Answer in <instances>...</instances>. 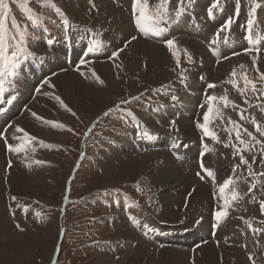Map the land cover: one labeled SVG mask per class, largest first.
<instances>
[{"label": "rangeland", "instance_id": "obj_1", "mask_svg": "<svg viewBox=\"0 0 264 264\" xmlns=\"http://www.w3.org/2000/svg\"><path fill=\"white\" fill-rule=\"evenodd\" d=\"M90 1L92 0H87V2L85 0H4V4L10 9L6 21L7 37L10 38L15 36V39H8L7 41L9 44V53L12 50H18L16 46L19 45L20 48H27L28 51H31L34 55L28 56L23 53L21 54L20 66L16 70L17 74L15 78L10 81L13 87L11 90L7 88L6 83L8 78L14 75V73L8 72L4 78L3 87L6 91L11 93H8L4 98L7 100L14 96L15 99L12 100L11 103L3 104L5 110L0 112V115L6 116L9 121L5 127V135L4 137L0 136V140L5 142V139H7L8 144H11L15 148H20L21 150L19 152L9 151L7 145L1 144L0 142V154H4V160L0 169V182L4 188V197L2 198L4 203L3 206H1L2 215H0L9 222L8 226L5 228L4 236L2 235L0 237V264H146L151 260V257H154L156 254L140 253L134 255L139 247L140 251L147 250L150 253L155 249H166L173 252L177 250L172 248L174 245L167 244L166 240H164V242H159L148 237L142 230L134 227L135 223L132 219L141 215V212L145 215L149 214L150 217L156 220L154 222L156 224H149L150 227L146 225L148 232H152V230L158 231L159 229V231H161L162 228V231H164L169 225L177 229V232H184L189 229L191 230V228L196 229L199 223L207 221L204 218V214H206L205 210H210L212 211L211 214L215 215L218 209L224 207V203L222 204L220 200L222 196L219 198L216 197V200L212 197L214 194L219 196L217 193L220 192H217V189L214 190L212 182L208 183L206 180L205 183L197 181L195 175H191L192 172L190 174L192 180L187 182L183 179L182 174L187 173L188 167H186L185 164H181V166L180 164L177 165L179 160L173 156L170 148L150 150L144 147L142 141L140 129L141 121L145 123V129L150 137L149 128L153 125V116L155 112L165 107L175 105L174 103H178L179 100H177V98L181 97L184 92H187L189 94V99H191L192 95H198L195 91L198 90L197 92H199L201 89L203 90V88H199L193 91L194 88L187 89L185 88L186 84H182V82L185 81L184 66L188 65V63H190L193 78L205 82V88L209 90V93H214V97H217V99L213 101L214 110L212 112V117L216 118L214 121L212 120L210 128L215 135L214 137L201 135L203 138L207 140L212 139V145L214 142L218 141V147L220 148V145L223 143H232L231 134L237 139V131L240 132V139L237 140L245 141V139L248 140L252 138L248 136L244 129H247L248 132H251L255 137L261 133L256 130V124L259 125L261 130H264V108H259L260 105L264 106V81L260 80V73H264L263 49L254 51V56L257 60L253 68H251L253 69L252 71L247 70L243 74L240 72V76L242 75L240 78L235 76L232 79L216 80L217 84H214L215 87L207 88L206 83L215 81L213 75L209 73H217L215 70L219 69V65L223 60H217L213 63L210 62V66L208 62L207 64L206 62L197 63L196 61L194 63L191 55L187 54V52H190L185 48V51L182 50L181 53L177 52L176 59L172 63L173 65H170L171 68L167 74L171 76L168 75L166 79L162 80L163 83H159L162 81H158V76L156 77L155 74H152V80L144 78L147 76V73L145 70L146 68H144L141 63L136 64L135 62L134 72L132 73L123 69L126 63L132 60L128 52V46L132 43L144 41L149 44L160 45L138 34L137 28H134L132 23L129 4L121 0V2L126 3L123 9L116 8L113 2L107 0ZM174 1L175 0H167L165 5L167 7L168 4L170 14H172L171 7ZM221 1L223 5L224 3L227 5V11L232 15L233 19H235L236 8L232 6V3H229V0ZM159 2L160 0H147L149 9L154 11ZM71 3H85L87 5L88 12L85 13L86 19L84 21H78L68 16L66 7ZM191 3L192 0H187L184 10H187ZM111 5H114L115 7H113L117 10L123 9L125 17L129 13L130 21L128 25L132 27L134 35L137 36L138 39L132 41L127 47H124V50L120 52L118 57L114 55L111 59L91 62V56H87L84 60L85 63H81V60H77L75 62L76 68L74 67L73 69H68L69 67L66 64L64 54L62 59H60L67 66L68 70H74L76 73H80H78L77 76L84 79V82L87 84V86L81 88L96 90L97 93H92L93 95L89 97L90 102H85L83 104V97L85 96H77L78 107L75 109L73 106L75 94H71L74 98L72 97L69 102L63 96L55 93L54 90L56 88L50 87V80H54V76L61 75L64 70L55 72L56 74H46L43 77L42 73L32 77L30 78L31 83H33L36 77L40 80V83L42 82L41 84L39 83V87L36 86L37 88L32 91L31 86H29L24 91H20L21 79L28 76L26 67L21 64L25 60H33L36 56L35 51L38 49V51H40L44 44L47 47H43L44 50L42 51L46 53L43 54L41 51L40 58H46L49 53L52 54V51L57 48L56 45H62L65 48L70 42L69 39L75 38V30L78 33L80 31L79 26H75V29L68 28V26L71 25L70 23H76L83 27H92V29L99 34L101 42L104 45L102 32H105V30L100 28L101 18L104 16L103 14H106L104 11L110 13L108 9ZM252 7V0L242 1V7L238 17L240 21L237 25L234 24L236 29H239L242 36H244V32L246 31L247 19L249 18L248 12ZM57 8L60 9L59 12H57ZM125 8H127V11ZM262 8H264V0H261V8L257 9L252 17L254 20L252 32L257 38L264 40V17L261 14ZM100 9L101 11H99ZM3 10V8H0V11ZM39 25L48 26L46 29H41L37 32L35 29L38 28ZM49 25L52 27L48 28ZM84 28L81 31L85 34L86 31ZM126 41L121 40L117 43H113L112 45H115L116 49L112 51V54L122 48ZM55 43L56 45H54ZM112 45L110 48H113ZM246 53L247 52L241 54ZM241 54L227 55L224 56L223 59H227L229 56H241ZM179 55L181 59H179ZM45 58H42L40 62V64H43V67H45ZM178 59L179 63L177 64ZM50 60L51 57H48V62H50ZM108 60L117 63L118 73L115 77L117 80L115 81L116 85L108 88V83L106 84L104 81V84H95V86H99L98 88L92 87L90 84L96 81L92 73L95 72L96 75H100L101 72L99 68H102V64L99 63H106ZM142 61L144 63L146 57L142 58ZM46 65L48 73L54 70L50 64ZM208 66L210 68H208ZM59 67L60 66L57 65V68ZM164 68L167 70L166 67ZM201 68H205V75H203V72H200ZM77 69H79V71H77ZM209 69L211 70L209 71ZM247 73H253L256 91L252 90L251 84H242ZM140 74H142V78L138 77ZM179 76L182 78L177 80ZM235 79H238V82H233ZM45 81H48V83H45ZM240 85L242 86L244 94L238 89ZM226 88L227 90L225 93ZM183 89L184 91L181 92ZM45 93L48 94L45 95ZM58 95L62 98L64 103L72 109L75 115H72V112L65 109L63 105L55 99ZM173 96L176 97L175 100L172 99ZM204 96L202 94V97ZM207 96L208 93L205 97ZM222 97H227V104L221 99ZM87 98L88 96L86 100ZM18 99L21 101L20 103H22V109L14 112L12 111V104ZM193 99L197 102L200 101L199 97L198 99L197 97ZM231 100L232 102H230ZM38 101L50 103L51 106L48 105V107L51 116L49 115L48 119L44 118V120L32 121L28 117L30 115L26 114L25 111L27 109L29 110L32 105H35ZM193 104L192 102L189 106L195 108ZM19 105L20 104H17V108ZM200 105H202V103L199 104L197 111L200 109ZM253 105L258 107L253 108ZM241 113H243V118H241ZM190 116H194L193 118L195 119V114H191ZM190 116L186 120H191L192 118ZM167 118L169 119H167L168 124L162 127V131L159 132V139L164 136L174 137V142H178V144L181 145L182 140L175 138L176 134L173 132V122H176V116L170 114ZM253 120H255L256 124L253 123ZM231 122L236 123L233 124ZM28 123H30V125H28ZM58 125H63V127H59ZM16 126L26 129L30 137H36L35 140H29L31 147L24 146L21 141L17 140L18 138H12ZM227 126L231 127L227 128ZM184 127L186 126H179L178 134L187 133ZM194 128H197V126L194 125ZM223 138H226L227 141L224 142ZM118 147L122 150L116 149ZM232 148L233 151L236 152V155H234L235 161L233 162L237 163L236 165H240L230 176L233 181L239 177L237 174H241L243 169H246V172H248V167L251 168V171L262 174L260 171H262V167H264V152L259 153L256 149L244 148L241 154H237V150L234 147ZM32 152L34 154H32ZM223 152L226 153L227 150H223ZM160 153H163L162 158L169 163L168 167L177 165L176 169H168V172H172L171 179L161 188L155 187L154 184L151 185L146 174V163L150 162ZM225 153L221 154L225 170L224 172L213 173V176L217 174L214 176L216 177L214 179L215 183L224 179L225 175L227 178L228 174H231L230 169L234 168L233 162L229 161ZM223 154L226 155L225 159L222 157ZM241 156L249 161L248 165L241 164ZM142 159L145 162V168L143 172H140L141 174H137V176L129 178L128 180L124 179L122 176L120 178V174L110 179L107 178L108 172L114 167L125 165L129 161L136 160L137 162H143ZM38 160L43 161V163H36ZM117 170L122 171V173L128 171V173L132 175V170H128L127 167L117 168ZM34 174L38 175V181H42L38 183V191L35 187L29 188V186H27L28 183L25 181ZM16 177L23 180L22 191L17 187L15 188L13 185ZM260 178L264 179V175L260 176ZM209 180L213 181V179L210 178ZM183 190H185L183 194H185L186 197L192 198L195 192L199 193V191V194H210L209 196L211 197L207 207L200 209L189 204L190 206L187 205L176 210L177 213L180 214L178 216L179 220L170 223L162 222L161 215L169 196L173 195L174 197H178ZM228 190H226L224 194L228 196L230 200L228 209H237L236 211H232L231 215L238 216V218L242 217L240 220L234 222V224H239L245 218L256 217L258 213L264 214V212H261L259 205V201H261L262 197V200H264V190L255 193L254 196H257L258 199L254 201L251 199L254 196L241 195L237 189L232 191V188V194L230 195L231 192L229 191V193ZM233 194L237 195V199H231ZM13 196L16 197L15 200L12 199ZM240 208L248 209L255 215L246 216L245 213L238 210ZM226 219V224H222L223 226L218 222V231L215 233L216 240L210 239L212 231H207V233H209V238L207 241L196 245L197 247L193 250L195 254L201 255L203 252V248L201 247L209 246L213 243L212 247L215 253L217 252V255L220 250H237L236 253L239 255L242 249L227 245L223 242V238L228 234L226 229H230V226L228 227L230 220L228 217ZM139 221H144L146 223L153 222L139 219L137 223ZM17 225H19V227H17ZM153 226H159L157 228L158 230L151 229ZM127 230H130V232L134 234L132 237H135L138 241L133 243L131 241L126 242L122 239V235ZM224 232L227 233L224 234ZM218 233H221L222 236L219 237ZM160 234L164 235L165 233ZM12 236L17 239L19 236L24 242L11 241L10 237ZM208 240L212 241L209 242ZM16 244H23L24 248H19V246H15ZM20 249L21 251H19ZM242 253L245 252L243 251ZM244 256L247 260V264H250V255L247 254ZM138 257H141V262L129 260V258L136 259ZM196 258L197 256L195 260ZM259 260L260 264H264V258L260 257ZM190 261L192 262L193 260L190 259Z\"/></svg>", "mask_w": 264, "mask_h": 264}, {"label": "bare ground", "instance_id": "obj_2", "mask_svg": "<svg viewBox=\"0 0 264 264\" xmlns=\"http://www.w3.org/2000/svg\"><path fill=\"white\" fill-rule=\"evenodd\" d=\"M122 1H126V0H122ZM77 2H79V1H77ZM124 5H126V3H124ZM193 5L195 6L196 2H194ZM113 6L114 5H111L110 8L108 9V11H110V13L107 12V11H104V13H106V14H103L104 16L101 18V24H100V28L105 30V32H102V39L104 41V45L108 46V47H110L113 43H117V42H119L121 40L122 41H126V40L128 41L129 38L134 35V31L132 30V27H129V25H128V23L130 21V18H129V15H128L129 13L128 14L126 13L127 15L125 17L124 16L125 12L123 10L124 9L123 7H117L116 6V8H123V9L117 10V9L114 8L115 6L114 7ZM102 9H103V7H102ZM125 10L127 11V8H125ZM99 11H101V9ZM66 12H67V14H68V16L70 18L76 19L78 21L79 20L80 21H84L86 19L85 13L88 12L87 11V5L85 3H71L70 5H68L66 7ZM110 15H112V16H110ZM87 18H88V16H87ZM98 19H99V17H98ZM139 40H141V39H139ZM173 41H175L176 46H177L176 50H175L176 53L177 52L181 53L182 50L185 51V48H186L190 52V53H188L186 51L187 54L191 55V58L194 60L193 61L194 63H195V61L197 63L198 62H200V63L206 62V64L208 62L209 63L208 65L210 66V62L213 63V62L217 61V59H215L210 54L209 50L203 44L199 43L198 41H196L194 39H190L188 37H182V38L179 37V38H176ZM185 42H187V43H185ZM51 45H53V44H51ZM43 47H47V46L44 44ZM43 47H42V49H40V51H38L39 49L35 51V53H36L35 55L36 56H35V58H33V60H25L21 64L22 66L24 65L26 67V71H27L28 76H25V77H23L21 79V82H20L21 83V89H20V91L21 92L24 91L29 86H31L32 91L35 88L39 87L40 80L36 77L34 79L33 83H31L30 82V78H32V77H35V76H37V75H39L41 73H42V77H43L46 74H50V75L53 74V73L56 74L55 72L64 70V71H62L63 73L61 75H56V76H54V80L53 79L50 80V82H51V83L49 82L50 83L49 84L50 87L54 86L53 88H56L54 90L55 93H58L59 95L63 96L69 102H70L71 98L73 97V95H71V94H75L76 95L75 99H74L75 101L73 102L74 103L73 106H74L75 109L78 107L77 106V104H78L77 103V101H78L77 96H85V97H83L84 98L83 99V104L85 102H90L89 97L91 95H93L92 93H97L96 90L95 89H88V88H81V87L87 86V84L84 82V79H81V78H79L77 76L79 72L76 73L74 70L73 71L68 70L69 68L67 69V66L57 57V55H55L53 53L52 54L49 53L46 58L42 57V58H45V67H43V64H40V62L42 60V58H40L41 57L40 52L42 50H44ZM42 52H43V54L46 53L44 51H42ZM128 52L130 53V56H131L132 60L128 61L126 63V66L123 67V69L125 71H127V72L132 73V72H134L133 69H134V66H135V62H136V64H138V63L140 64L141 63L143 65V67L146 68L145 70H146L147 76L144 77V78L149 79V80H152L151 79L152 74H155L156 77L158 76V81H162V80L166 79L167 76L170 75V74H167L170 71V68H171L170 65L176 59V55L173 54V50H171V49H169L167 47V43H163V44H160V45H155V44H151V43L149 44L148 42L146 43L144 41L136 42V43H132L131 45L128 46ZM227 55H231V53H227ZM238 56H240V55L229 56L227 59L223 60L220 63L219 69L215 70V72H217V73H214V74H213V72L209 73V74L213 75V77L215 79V81H212V82L217 84L216 80H225L227 78L232 79L235 76H238V78H240L242 76V75L240 76V72H242V74H243L247 70L248 71H252L253 70L251 68H253V66H254V64L256 63V60H257V59H255V62H253V57H255L254 56V51L247 52L246 54H241L240 57H238ZM48 57H51V59H52V60H50V62H48ZM144 57H146V61L143 63L142 58H144ZM179 57H180L179 59H181L180 55H179ZM138 59H140V60H138ZM46 64H50L51 67L54 70L52 72L48 73V69H47V65ZM99 64H102L101 65L102 68H99V70L101 72V74L99 75L100 78L103 79L106 82V84L108 83L107 84L108 88L109 87H114L116 85L115 81H117L116 78H115L116 74L118 73L117 63L113 62L112 60H108L106 63H99ZM57 65H59L60 67L57 68ZM241 65L243 67H241ZM209 66H208V68H210ZM164 67H166L167 70H165ZM205 68H206V66H205ZM205 68H201L200 69V72H203V75H205ZM210 70L211 69H209V71ZM183 71H184L185 81L186 82L184 81V82H182V84H186L185 88H187V89L194 88L193 91H195V90H197L199 88L200 89L203 88V90L201 89L199 92H197L198 90L195 91V93H198V95H192L191 99H189V94L187 92H184L181 97L177 98V100H179V102L178 103H174L176 106H174V107H172L173 105L172 106H168V107L164 106L165 108L160 109L159 111L156 112V115H155L154 120H153V125L151 126V128H149L150 139H151L152 142H154V141L159 139V137H160L159 132L162 131V127L163 126L168 124L167 116L170 115V114L176 116V122H173V125H174L173 132L176 134L175 138L182 140V142H196V143H198L200 141V138L202 136H205L203 132L201 133V129L198 128V127L194 128V125L197 126V124H200V123L204 122L203 121V116L207 112V110H208L207 108L212 107V109L214 110V108H213V104L214 103H213V101H211L209 99V97L214 96V93H213V91H212L213 94L209 93V90L205 88V85L203 84L202 81H198V80L193 78L190 63H188V65L184 66V70ZM233 72H235L234 76L232 75ZM16 74H17V71H15L14 75L10 76L8 78V80H7L6 85H7V88L10 89V90H11V88H13L11 86V84H10V81L15 78ZM252 74L253 73H250V74L247 73L246 74L247 76L245 77V79L247 78V80L250 79L251 81H254L255 77ZM138 77L142 78V74H140V76H138ZM179 78H182V77L179 76L177 78V80H179ZM245 79L242 81L243 85H246L245 82H244ZM237 80L238 79H235V81H233V82H236ZM228 81H230V80H228ZM93 82H95V83H92V84L89 83V84L92 87L98 88L99 86H95V84L99 85V82L98 81H93ZM224 82H226V81H224ZM159 83H163V81L159 82ZM33 84H35V85H33ZM238 89L241 91V93L244 94L241 85H240V87ZM226 90H227V88L225 89V93H226ZM203 91L206 92V94L208 93V96L206 97L205 102L202 103V105H200V109L197 111V109L199 108V104H201V103H200V101L196 102V100L193 99V98L194 97L201 98L202 94L204 93ZM9 94H11V93H9ZM87 96H88V98L86 100ZM20 102L21 101L18 99L17 102H16V105L20 104ZM192 102L194 103L193 106L195 108H191L189 106L190 103H192ZM230 102H232V100ZM237 103H238V101H237ZM241 103H242V101H241ZM48 105H50V103H48V102L43 103V102H39L38 101L35 105L33 104L32 107L29 110L27 109L25 111V113L30 115L28 117L32 121L44 120V118L48 119V116L50 115V109H49ZM242 105H243V103H242ZM180 106L181 107L183 106L185 108V110L190 113V115L191 114L192 115L195 114V119L192 118L191 120H186V119H188V117L190 115L189 116L185 115L181 111L182 109H181ZM243 107L245 108L244 105H243ZM51 109H52V107H51ZM33 112H35L37 115L33 116L32 115ZM197 116H198V118H197ZM163 118H164V120H163ZM215 118H213L212 114H211V119H210V122H209V128H211L212 120L214 121ZM28 125H30V123H28ZM183 125L186 126V127H184V130L187 133L178 134L179 126L181 127ZM30 128H32V127H30ZM195 129H196V131H195ZM24 130H25V132H27L26 129H24ZM33 135H35V134H33ZM15 136L18 138V139L16 138L18 141H21L24 144V146L31 147L30 146V141H29L30 140L29 139L30 136L26 137V136H24L23 133H16V132H15ZM172 138H174V137H172ZM209 141L212 142V139H210ZM0 142H1V144H6L5 142H2L1 140H0ZM1 144H0V148H1ZM7 144H8V142H7ZM116 149H121V148L118 147ZM196 151L197 152L200 151V147H197ZM219 152H220V154L224 153L222 150H220ZM32 154H34V153L32 152ZM208 155H211V154L206 152L203 155V159H202L206 169L210 170L212 173H214V172L218 173L217 167L221 166V165H224V163H223V161L221 159V156L213 157V156L216 155V152L214 150H213V156L212 157H210ZM234 155H236V152H234ZM162 156H163V153H160L157 157H154L150 162L146 163V167H147L146 174H147V177L150 180V184L151 185L154 184L155 187L157 186L159 188L165 186L167 184V182L171 179V173L172 172L171 173L168 172L169 168L176 169V166L179 165V164H180V166H181V164H185V166H186V163L178 161L177 165L168 167L169 163L164 158H162ZM31 158H32V156H31ZM3 160H4V154H0V169H1V166H2ZM40 160H42V159H40ZM233 164L235 166L237 163L233 162ZM110 167H111V165H110ZM121 167H125V168L127 167L128 170H132V175H130L128 173V171H125V173H122V171L117 170V168H121ZM144 168H145L144 160H143V162H141V161L137 162L136 160L135 161H129L125 165H121L119 167H114L111 171L108 172L107 178L110 179L113 176L115 177V175H119L120 174V178L122 176L124 179L128 180L129 178H133V177L137 176V174H141L140 172H143ZM191 172H192V167L190 166V167H188L187 173L186 174H182L183 179L185 181L189 182L190 180H192V178L190 177L191 176L190 175ZM230 172H231V174H228V177H230L232 175V173H234L233 172V168L230 169ZM215 175H217V174H215ZM37 177H38V175L34 174L33 176H31L30 178H28L25 181L28 183L27 186H29V188L35 187V188H37V191H38V186H39L38 183H40L41 180L38 181L39 179ZM224 179H226V175H225ZM224 179H221V181H218L217 183H215V181H210L209 180V176L207 175V176H205L204 180H206L208 183L212 182L214 190L217 189V192H219L220 185L222 184ZM22 181H23L22 179H20L19 177H16V180L13 182L14 187L15 188L17 187L18 189H21L22 186H23L22 185ZM171 184H172V182H171ZM210 189H212V188H210ZM3 190H4V188L2 187V184L0 182V214H1V206H3V203H4L3 202L4 200L2 201V198L4 197ZM21 191H22V189H21ZM184 191L185 190L181 191L182 193H180V196H178V197H174L173 195L169 196V198H168V200L166 202V205L163 208L162 215H161V218H162L161 221L162 222H169L170 223V222L179 220L178 216L180 214H178L176 210L178 208L185 207V206H187L189 204L191 206L193 205L195 208H200V209H203V208L207 207V205L209 203V199L211 197V196H209L210 194L209 195L206 194V193L199 194L200 193V191H199V193L195 192V194L193 195V198H192V197H186L185 194H183ZM217 194H219V196H216V194H214L212 196L214 198V200H216L217 198L222 196V194L220 192L217 193ZM254 197H255V199H253V197L251 198L252 201L258 199L257 196H254ZM220 200H221V203L223 204L224 203V199L222 198ZM205 211H206V214H204L205 215L204 218L207 221H205L203 223H199L197 228L200 229V230H205L206 232L209 231V230H211L213 232V229H214V231L216 233L218 231L219 223L222 225V224H224L227 221V219H224L223 221H220L218 223V221L216 220V216L211 214L212 211H210V210H205ZM213 211H215V210H213ZM1 215H0V226H1L0 227V237L2 235L4 236L5 228L9 224V222L6 221L4 219V217H2ZM159 226H161V225H159ZM163 226H165V225H163ZM229 226L230 225H228V227ZM149 227H150V225H149ZM158 227L157 226H153L151 229H157ZM162 230H163V228H162ZM153 231L154 230H152V232ZM226 231H227V229H226ZM226 233L224 232V234H226ZM132 236H134V234L132 232H130V230H127L122 235V239H124L126 242H130L131 241L133 243L138 241V240H136L135 237H132ZM218 236L220 237V236H222V234L218 233ZM15 237H16V235H15ZM15 237H13V236L10 237V240L11 241H18L20 243L24 242V240L23 241L21 240L22 239L21 237L18 236V239L15 238ZM118 239H120V238H118ZM210 239H212V238H210ZM210 241H212V240H210ZM210 245L201 247V248H203V252H202L201 255L200 254H195V251L193 252V250H194L193 246L192 247H188V248H183V249H182V247H179V246H175V247L172 246V248H174L177 251L173 252L171 250H166V249L165 250H163V249H155L151 253L148 252L147 250H143V251L141 250L140 251V247H139L134 255L140 254V253L156 254L154 257H151V260L148 263H146V264H247V260H246V258L244 256V255H247V253H242L243 251H241V252H239V255H238L236 253L237 250L236 251L235 250L234 251H231V250H228V251L220 250V252L218 251L219 254L217 255L216 254L217 252L215 253V251H214V249L212 247L213 243H212L211 246ZM15 246H19V248H20V247H23L24 245L23 244L22 245L21 244L20 245L16 244ZM19 251H21V249ZM196 256H197V258L195 260ZM140 259H141V257H138L136 259H130L129 258V260L134 261V262H141L142 259L141 260ZM190 259L193 260V261L191 262ZM129 263H131V262H129Z\"/></svg>", "mask_w": 264, "mask_h": 264}, {"label": "snow or ice", "instance_id": "obj_3", "mask_svg": "<svg viewBox=\"0 0 264 264\" xmlns=\"http://www.w3.org/2000/svg\"><path fill=\"white\" fill-rule=\"evenodd\" d=\"M166 3H167V0H160L159 4L156 6L155 10L152 11L148 7L147 0H134V7H135V11H136L135 23L139 27L141 32H144L145 34H147L148 32L160 31V30H162V29H160L161 21H166L167 23H172L173 19H175L177 21L179 20V18L181 17V15L184 12V0H179V7L175 9L174 16L169 13L168 8L165 6ZM218 3H219V0H216V4H218ZM252 4H253V7L249 10V12H248L249 18L247 19V25H248L249 31L251 30V28L254 24V20L252 17L254 16L256 10L261 8V0H252ZM0 8L4 9L3 11H0V112H3L5 110L3 108V104L11 103V101L15 99L14 96L10 97L7 100L4 98L5 89H4L3 85H4V78H5L6 74L8 72L14 73L19 68L22 53L26 54L28 56H32V55H34V53H32L31 51H28L27 48H20L19 45L16 46V49H18V50H12L9 53V44L7 41H8V39H15V36H12L10 38L7 37L6 21H7L8 11H10V9H8V6L6 4H4V0H0ZM56 10H57V12L60 11V9H58V8ZM211 14H212L211 9H209V15H211ZM235 17L236 18L239 17V8L238 7L235 9ZM232 23H233V17H228L226 19L225 23L223 25H221L219 30L216 32V36L219 37L220 33L223 32L225 30V28H230ZM137 39H138L137 36H135V35L131 36L130 40H128L124 44V46L122 48L118 49L113 55L118 57L120 55V52L124 50V47H127L128 44H130L132 41H135ZM166 43H167V47L169 49L173 50V54L177 55V53L175 51L176 47H177L175 41L170 40V39H166ZM212 43L214 44V43H216V41L214 40V41H212ZM248 50L251 51V49H248ZM256 50L259 51V49H256ZM88 51L89 52L93 51V48H89ZM255 59H256V57H253V62H255ZM81 63H85V61H81ZM177 63H179V59L177 60ZM241 67H243V66L241 65ZM77 71H79V69H77ZM92 74L95 77L96 81H98L100 84L105 83L104 80L101 79L99 75H96L95 72H93ZM232 75L234 76L235 72H233ZM260 80L264 81V73H260ZM45 83H48V81H45ZM245 84L246 85L251 84L252 90L256 91L255 81H250V80H247V78H246ZM209 87L213 88V87H215V85L210 84ZM47 94L48 93H45V95H47ZM55 99L58 100L61 103V105H63V107L65 109H67L69 112H72V109L69 108L68 105L65 104L64 101L59 96H56ZM172 99L175 100L176 97L173 96ZM209 99L211 101H215L217 99V97L212 96V97H209ZM221 99H223L225 104H227V102H228L227 97H222ZM212 112H213L212 107H209L207 112L203 116L204 122L197 124V127L202 130V132L204 133V135L206 137H214V135H215L209 128V122L211 119ZM32 115L36 116L37 114L35 112H33ZM72 115H75V113L72 112ZM241 118H243V113H241ZM50 123H53V122H50ZM231 123L235 124L236 122H231ZM253 123L256 124L255 120H253ZM58 126L63 127V125H58ZM256 130L258 132H261L262 134H264V130H261L258 124H256ZM244 131L247 132L248 136H250L252 138V140H254L256 142V144H259L261 146V148H264V141L257 140L256 137L253 136V134L251 132H248L247 129H244ZM15 132L16 133H23L24 136L29 137V134L27 132H25V130L19 126H16ZM2 133H3V130H0V135H2ZM236 136H237V139H240V132L239 131H237ZM12 138L13 139L17 138L15 136V133L13 134ZM29 139L35 140L36 137L32 136V137H29ZM5 143L7 144V139H5ZM240 143L243 144V143H245V141L240 140ZM7 147H8L9 151L19 152L21 150L20 148L13 147L11 144H7ZM240 161H241V164H244V165L249 164V161L247 159H245L243 156H241ZM36 163L40 164V163H43V161L38 160V161H36ZM239 166L240 165L234 166L233 172H235L236 168H238ZM201 168L203 169V171H205L207 173L208 176L213 175V173L210 170L204 168L203 164H201ZM250 174H251V170H250ZM197 175H200V173H197ZM201 178L203 179V177H201ZM232 184H233V179L231 177H228V178L224 179V181L220 185L219 191L222 194V198L224 199V207L221 209H218L215 213L216 220L218 222L223 221L228 216L227 209L230 206V200L224 194L226 193V190H228ZM12 199L15 200L16 197L13 196ZM231 199L232 200L237 199V195L233 194ZM253 199H255V197H253ZM259 205H260L261 212H264V200L259 201ZM17 227H19V225H17ZM255 259H256L255 256L250 255L249 256L250 264H254Z\"/></svg>", "mask_w": 264, "mask_h": 264}]
</instances>
